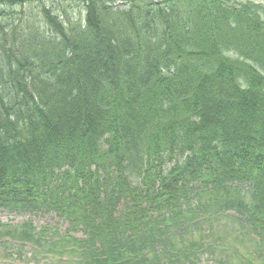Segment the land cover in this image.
I'll return each mask as SVG.
<instances>
[{
    "label": "trees",
    "instance_id": "trees-1",
    "mask_svg": "<svg viewBox=\"0 0 264 264\" xmlns=\"http://www.w3.org/2000/svg\"><path fill=\"white\" fill-rule=\"evenodd\" d=\"M0 211L83 264L190 261L234 212L264 256V0H0Z\"/></svg>",
    "mask_w": 264,
    "mask_h": 264
},
{
    "label": "rangeland",
    "instance_id": "rangeland-1",
    "mask_svg": "<svg viewBox=\"0 0 264 264\" xmlns=\"http://www.w3.org/2000/svg\"><path fill=\"white\" fill-rule=\"evenodd\" d=\"M261 1V0H258ZM75 14H72L73 19L81 20V15L79 11H75ZM79 13V15H78ZM84 16V13H83ZM139 30L143 31L146 26L145 24H138L137 27ZM8 31V28L6 29ZM6 214L0 213V222L6 221ZM21 222V218L18 217L16 219V224ZM47 222H53L51 219L42 218L40 221H36V226L38 229H41L46 225ZM65 227H63L62 232H64ZM11 230V229H8ZM22 230V229H21ZM193 234L190 235L189 238L193 237L195 240L199 238L205 237V249L204 253H201L197 258L193 257V259L197 260L198 264H239L240 262H244L247 259L245 264H250L253 259L257 262H260L261 254L258 252V249H254L255 244L253 245L248 237L244 234L247 233L245 229H243L239 224L234 222L231 218H221L214 217V219L206 224L204 227H192ZM210 234V237L207 238L203 231ZM3 231V228L0 227V233ZM4 232V231H3ZM244 232V233H243ZM11 235L7 237H0V264H23V262H27L29 264L39 263L43 258L39 256V261L34 260L31 251L29 249L22 250L24 256V260H20L21 255L16 254L14 257L12 253L7 252L10 250L11 252H15L18 249L16 247H11V244H4L5 240H7ZM187 239V236L184 237ZM188 238V239H189ZM178 239L175 243H182L181 237L178 236ZM11 245V246H10ZM213 245L214 247H212ZM14 248V249H11ZM246 252V253H244ZM186 261L183 259L179 264H193L192 260ZM53 264V261H49ZM74 263H76L74 261ZM50 264V263H49Z\"/></svg>",
    "mask_w": 264,
    "mask_h": 264
}]
</instances>
